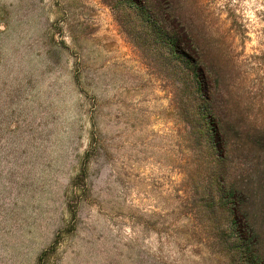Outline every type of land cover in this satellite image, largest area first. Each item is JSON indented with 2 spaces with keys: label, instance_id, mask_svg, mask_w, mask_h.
<instances>
[{
  "label": "rangeland",
  "instance_id": "1",
  "mask_svg": "<svg viewBox=\"0 0 264 264\" xmlns=\"http://www.w3.org/2000/svg\"><path fill=\"white\" fill-rule=\"evenodd\" d=\"M121 1L0 0V264H264V0H175L222 139L199 62Z\"/></svg>",
  "mask_w": 264,
  "mask_h": 264
},
{
  "label": "trees",
  "instance_id": "2",
  "mask_svg": "<svg viewBox=\"0 0 264 264\" xmlns=\"http://www.w3.org/2000/svg\"><path fill=\"white\" fill-rule=\"evenodd\" d=\"M121 2L129 8L130 12L138 11V15L141 17H144L145 15L153 17L158 26H168L166 27V36L170 43L174 46L184 42L185 47L179 52L182 60L186 62L191 61L193 63L197 60L199 62L200 66L195 70L198 74L197 79L195 78L197 87L196 93L198 96V99L196 98V100L202 102H199L198 109L202 108V111L199 110V112L203 121V127L206 133H210L211 135L214 133L216 137L222 139L224 134V126L222 125L221 117L222 113L219 106H217L214 101L213 95L215 92V86H213L212 83L210 84V81L217 76L216 71L214 70L216 59L212 55L211 49H209L202 39V29H196L195 27L180 21V15L176 10L175 0H123ZM162 30L165 29L162 28ZM175 51L177 50H174V52ZM222 160L220 161L221 165L224 162V159ZM219 174L220 171H218L216 167H211L213 181L221 180ZM208 192L211 194L210 187ZM224 203L225 204L220 202L221 207L223 209H228L229 204L227 202ZM236 206L238 205L235 204L232 207L229 214L232 225H228L230 226L228 237L232 244L238 246L242 240L241 234L236 231L232 232V228L236 224L240 227L242 222V220L238 218Z\"/></svg>",
  "mask_w": 264,
  "mask_h": 264
}]
</instances>
